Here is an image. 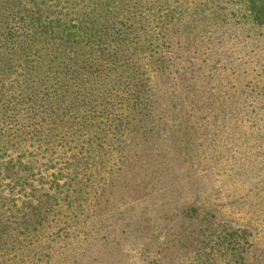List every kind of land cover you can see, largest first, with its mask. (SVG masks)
<instances>
[{
  "label": "trees",
  "instance_id": "1",
  "mask_svg": "<svg viewBox=\"0 0 264 264\" xmlns=\"http://www.w3.org/2000/svg\"><path fill=\"white\" fill-rule=\"evenodd\" d=\"M228 7L263 36L264 0H0V264L50 250L54 207L89 162L114 172L123 152L174 136L168 120L187 136L202 120H264L242 50L204 47ZM59 153L72 178L56 175ZM235 245L228 264H247Z\"/></svg>",
  "mask_w": 264,
  "mask_h": 264
},
{
  "label": "rangeland",
  "instance_id": "2",
  "mask_svg": "<svg viewBox=\"0 0 264 264\" xmlns=\"http://www.w3.org/2000/svg\"><path fill=\"white\" fill-rule=\"evenodd\" d=\"M233 11L205 27L213 40L204 47L230 59L242 50L250 86L264 92V32ZM259 69L263 77L255 79ZM175 126L168 120L174 136L149 139L136 155L123 152L114 172L92 162L80 170L83 185L71 182L68 203L58 201L39 243L45 248L53 237L50 250L25 264H228L236 243L247 264H264V120H202L189 136ZM69 158L59 153L56 175L73 177L64 170ZM239 229L244 245L232 237Z\"/></svg>",
  "mask_w": 264,
  "mask_h": 264
}]
</instances>
